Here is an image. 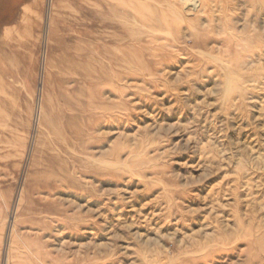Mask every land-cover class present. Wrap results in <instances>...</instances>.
<instances>
[{"label": "rangeland", "instance_id": "374dc122", "mask_svg": "<svg viewBox=\"0 0 264 264\" xmlns=\"http://www.w3.org/2000/svg\"><path fill=\"white\" fill-rule=\"evenodd\" d=\"M140 1L0 0V264H264V0Z\"/></svg>", "mask_w": 264, "mask_h": 264}, {"label": "bare ground", "instance_id": "6f19581e", "mask_svg": "<svg viewBox=\"0 0 264 264\" xmlns=\"http://www.w3.org/2000/svg\"><path fill=\"white\" fill-rule=\"evenodd\" d=\"M143 1H145V0H143ZM182 1H184L185 2V4H190V3H193V6H194V8H195V5H196V3L198 4V1L196 2L195 0H182ZM143 3L144 2H142V0L140 1V3L138 4V5H140L141 7H143ZM145 4V3H144ZM186 5V6H187ZM158 6V5H157ZM162 18H163V16H162ZM164 35H166V34H164ZM44 44V43H43ZM227 87V86H226ZM227 90V89H226Z\"/></svg>", "mask_w": 264, "mask_h": 264}]
</instances>
